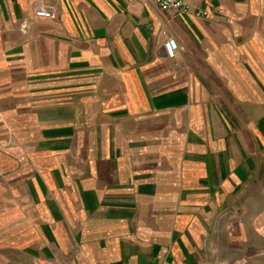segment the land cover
<instances>
[{"label": "crops", "instance_id": "obj_1", "mask_svg": "<svg viewBox=\"0 0 264 264\" xmlns=\"http://www.w3.org/2000/svg\"><path fill=\"white\" fill-rule=\"evenodd\" d=\"M183 1L0 0V264H264L255 163L211 99L148 71L263 1Z\"/></svg>", "mask_w": 264, "mask_h": 264}, {"label": "rangeland", "instance_id": "obj_2", "mask_svg": "<svg viewBox=\"0 0 264 264\" xmlns=\"http://www.w3.org/2000/svg\"><path fill=\"white\" fill-rule=\"evenodd\" d=\"M256 17L239 9L237 19L217 18L202 24L194 31L195 38L178 43L179 51L173 60L148 65L149 76L155 81L152 94L161 92L155 88L162 80L173 78L183 87L194 85L191 92L213 101L212 112L223 117L232 140L245 147L241 154L254 170L247 176L241 191L246 193L245 213L254 194L262 196V210L254 214L264 234V0ZM166 75H165V74ZM165 78V79H164ZM173 84L171 83L170 86ZM164 86V85H163ZM169 86V85H168ZM167 86V87H168ZM198 87V88H197ZM197 88V89H196ZM185 91V90H184ZM197 95V96H198ZM195 96V95H194ZM8 135L11 134L7 128ZM4 142V141H3ZM13 139L6 141L13 147ZM237 194L239 190H236ZM242 203V204H243ZM250 215L253 211L250 210ZM244 213V215H245ZM246 214L241 219L244 229H250L254 217ZM235 220V219H233ZM232 220V221H233ZM252 221V223H251ZM237 224L233 229H238ZM236 234V231L234 232Z\"/></svg>", "mask_w": 264, "mask_h": 264}, {"label": "built area", "instance_id": "obj_3", "mask_svg": "<svg viewBox=\"0 0 264 264\" xmlns=\"http://www.w3.org/2000/svg\"><path fill=\"white\" fill-rule=\"evenodd\" d=\"M162 11L169 13H187L189 12L188 5L183 0H152ZM205 13L199 11L195 13L196 16H202ZM36 16L43 18H52L54 15L51 11L46 10L44 7H41L36 11ZM163 50L165 57L169 60H173L178 51L179 47L176 40L172 37H167L166 41L163 44ZM161 264H171L168 261H163Z\"/></svg>", "mask_w": 264, "mask_h": 264}]
</instances>
